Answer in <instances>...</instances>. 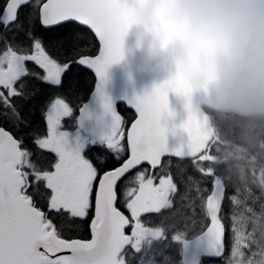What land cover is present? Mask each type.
<instances>
[{
  "label": "snow or ice",
  "instance_id": "obj_1",
  "mask_svg": "<svg viewBox=\"0 0 264 264\" xmlns=\"http://www.w3.org/2000/svg\"><path fill=\"white\" fill-rule=\"evenodd\" d=\"M136 22L129 0L0 3V264H206L224 255L225 201L232 209L226 264H264L255 259L264 257V150L227 148L236 130L193 109L182 72L128 103L136 114L128 128L104 94ZM80 66L94 72L95 95L111 117L99 139L65 130L72 107L59 94L45 96L71 90ZM170 92L185 99L187 113L180 125L187 140L175 147L161 124L173 115ZM34 98L42 99L29 107ZM87 114L85 103L75 126ZM105 150L119 166L101 167L89 156ZM165 156L189 161L199 176L177 166L178 184ZM178 204L207 223L170 241L149 214L163 219ZM85 224L91 239L75 238Z\"/></svg>",
  "mask_w": 264,
  "mask_h": 264
},
{
  "label": "clouds",
  "instance_id": "obj_2",
  "mask_svg": "<svg viewBox=\"0 0 264 264\" xmlns=\"http://www.w3.org/2000/svg\"><path fill=\"white\" fill-rule=\"evenodd\" d=\"M129 6L137 17L129 31L164 66L165 81L182 72L193 109L236 130L226 147L264 150V0H129Z\"/></svg>",
  "mask_w": 264,
  "mask_h": 264
},
{
  "label": "water",
  "instance_id": "obj_3",
  "mask_svg": "<svg viewBox=\"0 0 264 264\" xmlns=\"http://www.w3.org/2000/svg\"><path fill=\"white\" fill-rule=\"evenodd\" d=\"M80 67L83 68V66ZM83 69L92 74L94 87L85 102L87 105V117L82 124H78V127L85 135L99 139L107 132L111 117L105 114L101 99L95 95L97 78L94 72L90 69ZM166 78L164 66L153 60L145 47L137 46L135 29H132L124 39L123 58L108 69L104 94L112 100L115 109L118 104H122L136 116L135 110L130 108L128 103L138 96L143 97L145 94H150L153 88L164 83ZM198 99L199 97H195L194 102ZM168 100L169 110L173 115L162 119L161 124L167 128L165 137L167 145L175 147L187 140V134L180 128L181 123L187 118V113L182 97L170 92ZM164 158L168 157L165 156L162 160ZM171 158L180 159L177 157Z\"/></svg>",
  "mask_w": 264,
  "mask_h": 264
},
{
  "label": "trees",
  "instance_id": "obj_4",
  "mask_svg": "<svg viewBox=\"0 0 264 264\" xmlns=\"http://www.w3.org/2000/svg\"><path fill=\"white\" fill-rule=\"evenodd\" d=\"M3 0H0V3H2ZM90 78V79H89ZM72 81V85L73 87L71 88V90L65 88V92L68 94V96H72L74 97V99L77 100H84L87 97V92L89 90V87L92 89L93 86V79L92 76H90V74L84 70H80L77 71L75 73H73L72 77L70 78ZM33 107V106H31ZM128 115H124V120L125 123L128 124L130 121L128 120L129 117H131V114L129 112H127ZM210 118L212 119L213 123H217L218 121L216 120V118L214 116H212V114L209 115ZM213 152H214V147H213ZM170 159H165L164 161H169ZM171 164L169 165L170 170L173 172L174 174V178L176 179V182L179 184L180 183V179L179 177L175 176L176 172L178 171L177 166H179L180 168H185V165H187V167L185 168L186 174L188 175H193V176H199V173L195 172L192 167L190 166V162L189 161H174V160H170ZM203 163H207V162H203ZM250 185L251 187H253V189L258 193L259 190L256 189V186L254 184H251L250 181ZM182 190V189H181ZM177 208L179 209V211H177L174 215L172 214L171 216V221L175 220L176 223L180 224L183 228H187L189 222H193L194 220H198L199 219V215L194 216L191 211L187 208H180V205H177ZM225 208V207H224ZM222 216L224 217V219L222 220V222L225 224V213L224 210L222 211ZM163 219L161 217H157V218H153V221L155 224H159V223H163V225L165 226V220L168 221V219H165V216L163 215ZM86 225V224H85ZM84 226V225H83ZM82 231H79V233ZM77 234L75 236V238H79V239H88L89 238V234Z\"/></svg>",
  "mask_w": 264,
  "mask_h": 264
},
{
  "label": "flooded vegetation",
  "instance_id": "obj_5",
  "mask_svg": "<svg viewBox=\"0 0 264 264\" xmlns=\"http://www.w3.org/2000/svg\"><path fill=\"white\" fill-rule=\"evenodd\" d=\"M32 67H34V66H32ZM82 70H84V69H82ZM84 71H86V70H84ZM90 92H91V88L89 87V90L87 92V97L89 96ZM57 94L61 95L66 100V102L69 103L70 107H72V109H73V115L71 117H67L64 119V121H63L64 127L66 126L68 131H72V132L76 131V126L74 124L76 117H74V115H75V113H77L78 109L83 105V103L85 102L87 97L84 100H77V99H74V97H72V96L71 97L68 96V94L65 92V90H62L58 93L52 92V91H46L45 92L46 97L52 96V95H57ZM40 99H42V98H34L32 104H30L29 107L34 106V105H38L40 103ZM120 112H121V114L123 113L124 115H128L127 111L124 108H121ZM122 117H123V115H122ZM38 125H39V128L41 129V131L46 132V123L43 121V119H40L38 121ZM80 135L83 136V138H85V139H92V138H88V137L84 136L81 133H80ZM49 155H52V154H49ZM89 156L94 161V163L96 165L101 166V167H105V168H109V169L114 167V166H119V163H120V161H118L113 154L107 152L106 150L105 151L91 152V153H89ZM149 215L152 216V218L161 217V216L156 215V214H149ZM163 215L167 219H169L167 226H168V228H170V226L172 224V221L170 219V217L172 216V213L171 212H165ZM205 223H207V222L202 220V219L201 220L198 219V220H194L193 222H189L188 227L192 228L193 231H195V233H197V231H201L203 229V226ZM195 226H197V228ZM80 231H82V232H80L79 234L82 235V233H84V234L88 233L90 236V228L87 225L82 226ZM206 264H220V261H207Z\"/></svg>",
  "mask_w": 264,
  "mask_h": 264
},
{
  "label": "rangeland",
  "instance_id": "obj_6",
  "mask_svg": "<svg viewBox=\"0 0 264 264\" xmlns=\"http://www.w3.org/2000/svg\"><path fill=\"white\" fill-rule=\"evenodd\" d=\"M65 130H67V127L65 126L64 127ZM75 132V131H73ZM83 137V136H82ZM227 225H228V253L227 255L223 258L222 262L220 264H226V261L227 259H230L231 258V226H232V222H231V219H230V215H231V207L229 205H227ZM255 259H257L258 261L260 260H264V257H261V256H257L255 257Z\"/></svg>",
  "mask_w": 264,
  "mask_h": 264
}]
</instances>
